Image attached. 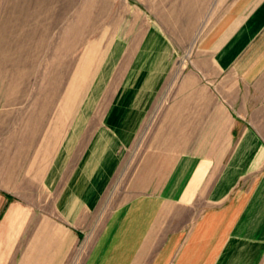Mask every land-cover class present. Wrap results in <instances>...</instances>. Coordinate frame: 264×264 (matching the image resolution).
<instances>
[{"label":"crops","instance_id":"0c3cea01","mask_svg":"<svg viewBox=\"0 0 264 264\" xmlns=\"http://www.w3.org/2000/svg\"><path fill=\"white\" fill-rule=\"evenodd\" d=\"M187 1L204 18L194 57L171 75L172 63L155 56L164 38L148 36L143 49L155 53L136 60L89 156L47 171L45 185H61V236L44 229V249L16 264H264V137L252 118L264 99V0ZM156 100L146 148L103 208L124 162L117 152ZM10 209L5 226L22 215Z\"/></svg>","mask_w":264,"mask_h":264},{"label":"rangeland","instance_id":"374dc122","mask_svg":"<svg viewBox=\"0 0 264 264\" xmlns=\"http://www.w3.org/2000/svg\"><path fill=\"white\" fill-rule=\"evenodd\" d=\"M203 20L187 0H0V262L16 264L28 250L42 249L44 229L61 236L54 195L61 185L46 186L47 171L75 168L74 157L89 156L136 60L155 53L143 49L148 36L164 38L155 56L172 63L171 75L181 74L194 57ZM142 81L139 76L138 88ZM158 103L133 144L118 150L121 174L103 208L119 195L124 170L144 152ZM263 107L252 118L264 137ZM16 205L20 219L5 226Z\"/></svg>","mask_w":264,"mask_h":264}]
</instances>
